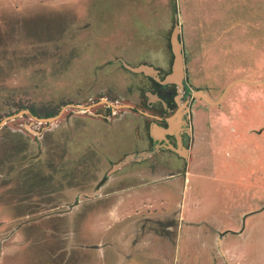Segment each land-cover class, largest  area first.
I'll use <instances>...</instances> for the list:
<instances>
[{
  "label": "rangeland",
  "instance_id": "1",
  "mask_svg": "<svg viewBox=\"0 0 264 264\" xmlns=\"http://www.w3.org/2000/svg\"><path fill=\"white\" fill-rule=\"evenodd\" d=\"M175 26L185 84L222 109L210 121L234 123L237 146L247 123V169L228 178L247 184V204L202 170L186 189L183 175L115 180L110 168L140 115L89 112H110L102 98L143 109L132 101L142 71L131 68L168 72ZM192 103L191 114L209 106ZM8 116L0 264H264V0H0V121Z\"/></svg>",
  "mask_w": 264,
  "mask_h": 264
},
{
  "label": "flooded vegetation",
  "instance_id": "2",
  "mask_svg": "<svg viewBox=\"0 0 264 264\" xmlns=\"http://www.w3.org/2000/svg\"><path fill=\"white\" fill-rule=\"evenodd\" d=\"M177 40L180 44L179 35H177ZM169 44L172 53L168 72L163 73L160 68L151 63L140 64L143 66L139 70L142 71L143 78L136 83V89H143V91L138 98L132 101L148 110L150 116L138 115L139 120L133 123V140L129 145L118 148L113 154V158L116 157L119 161L135 163L146 156L144 160L149 159L152 164L160 163L168 166L167 157L182 159L186 156L190 137L191 102L194 97L184 81L182 50L180 65L176 60L171 38ZM172 82L176 84L175 89L172 87ZM106 112L105 108L100 106V109L89 112V115L99 116L108 121L107 119L110 120L113 113ZM112 169L114 171L113 167ZM111 170L106 172V178L109 177Z\"/></svg>",
  "mask_w": 264,
  "mask_h": 264
},
{
  "label": "crops",
  "instance_id": "3",
  "mask_svg": "<svg viewBox=\"0 0 264 264\" xmlns=\"http://www.w3.org/2000/svg\"><path fill=\"white\" fill-rule=\"evenodd\" d=\"M199 93H201V95L193 92V97H196L198 100H204L209 106L208 109H206V107L197 110L202 112V114L207 117L206 120L202 122L197 118L198 111H192L194 115L191 114L189 118L190 137L185 158L179 159L173 156L167 157L168 162L166 163L169 165L164 166L160 163H156V165L152 164L149 159L144 160V157L146 158V156L135 163H132V161H119L115 157L113 159L117 161L113 162L112 166H110V168L113 167L114 170H116V174H118L115 180H117L119 176H136V170H147L155 174L165 175L172 178V180H176L178 179V176L183 175V184H185V186L187 185L186 189H188L191 178L195 179L197 174L199 175L201 181V178L203 177L200 176V172L202 170L212 178H216L221 182L224 181L227 183L229 185V187H227L229 188V191L230 189H233L234 193L228 194V196L233 195L230 199H233L235 196L240 202L247 204L245 201L247 184H243L241 182L236 183L237 181H228V178H230L231 175H234L235 173L239 175L238 171H241L240 169H243V171L247 169V123H244L243 128H238V136L243 137L242 141L238 139L241 144L237 146L235 143H231L229 138L236 135V125H234V123H227L228 125H226V123H223V120H217L214 123L210 121L211 111L215 109L221 112L222 109L218 106L219 104H215L216 102H209L207 100L205 97L207 93H204L205 95L201 91H199ZM217 100H220L221 103L223 99H221L220 96ZM192 104L193 103L191 102V105ZM198 106L199 104H197V107ZM146 111L149 113L148 110ZM215 141L217 142L216 144H214ZM212 144H214V146H211ZM193 170L195 173H192ZM146 181L147 180H144L145 184ZM179 184L181 183L179 182ZM237 190H241V192H238ZM243 191H245V195H242ZM236 208H245V206H237Z\"/></svg>",
  "mask_w": 264,
  "mask_h": 264
},
{
  "label": "water",
  "instance_id": "4",
  "mask_svg": "<svg viewBox=\"0 0 264 264\" xmlns=\"http://www.w3.org/2000/svg\"><path fill=\"white\" fill-rule=\"evenodd\" d=\"M177 35H178V27L175 26L174 29H173V32H172L171 42L173 44L174 52H175V55H176V60H177L178 64L181 65V63H182L181 44L178 43ZM126 67H128L130 69V67L128 65H126ZM142 68H143V66H139V67L131 68V69L140 70ZM196 94L201 95L199 92L196 93ZM99 104H102V105L106 106L110 110L111 113H113L114 111H118L120 109H124V110L130 109V111L136 112V113H138L140 115L149 116V113L146 111V109L138 108L137 106H135V105H133L131 103L125 102V101L124 102H117L116 104H109L107 99L102 98L100 100ZM94 106L95 105H93V106L67 105V106H62L61 109L63 107H74V108H76L79 111H88L89 112V110H91V108L94 107ZM61 109H60V111H61ZM9 118H10L9 116L3 118L0 121V123L4 122L6 119H9ZM42 119H46V120L53 119V116L52 117H47V118H42Z\"/></svg>",
  "mask_w": 264,
  "mask_h": 264
},
{
  "label": "trees",
  "instance_id": "5",
  "mask_svg": "<svg viewBox=\"0 0 264 264\" xmlns=\"http://www.w3.org/2000/svg\"><path fill=\"white\" fill-rule=\"evenodd\" d=\"M31 111L33 112V114H36L37 113L36 111H33V110H31ZM53 113L54 112L48 111L44 115L49 116V115H52Z\"/></svg>",
  "mask_w": 264,
  "mask_h": 264
}]
</instances>
